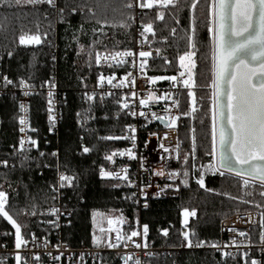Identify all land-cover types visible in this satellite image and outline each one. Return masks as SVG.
<instances>
[{
    "label": "trees",
    "instance_id": "1",
    "mask_svg": "<svg viewBox=\"0 0 264 264\" xmlns=\"http://www.w3.org/2000/svg\"><path fill=\"white\" fill-rule=\"evenodd\" d=\"M192 3L193 0H174L171 5H156L151 13L142 15L144 21L152 24L154 46L159 50L156 69H177L178 57L189 47L191 27L195 46L191 68L193 88L192 92H181L176 122L179 153L181 157L187 156V185L180 182L175 190L151 199L147 209L138 212V218L148 226L146 238L154 245L177 247L184 230L188 231L192 242L210 244L218 240L220 221L224 217L257 209L260 225L252 228V238L258 243L260 236H264L261 182L225 169L213 174L210 167V85L214 80L212 39L208 31L210 0H200L195 10L191 9ZM128 4L129 0H57L55 9L47 3L32 5L22 0L16 5L9 0L8 4L0 6V72L35 85L42 84L50 74H56L60 88L67 95L58 132L44 138L47 132L44 119L38 134V149L15 152L13 164L0 170V188L7 193L6 209L18 221L24 235L32 230H48L37 218L23 213L38 210L53 201L55 193L50 186L56 182L57 166L73 177L71 185L64 182L63 189L64 201L72 211L69 224L61 230L62 239L68 245H102L103 238H98L106 216L127 210L128 217H132L135 212L129 190L114 188V182L98 171L104 156L120 145L117 139L104 137H116L127 119L115 99L87 101L82 97L83 90L92 85L97 74L94 50L114 51L132 43V10ZM158 12L163 14V19L158 17ZM24 33L38 34L41 43L21 45L19 36ZM37 109L34 104V121ZM15 141V104L9 98H0V142L10 146L15 145ZM85 147L89 152L83 151ZM192 157L200 166L196 173L204 179L203 188L190 175ZM244 179L249 180L247 186L243 184ZM182 209L196 213L186 225L181 224ZM132 228L131 225L124 229ZM164 228L167 236L163 235ZM8 229H11L9 222L0 217V231ZM4 240L0 237V245ZM146 261L148 264L236 262L234 258L219 259L209 249L160 252ZM97 264H120L119 254L105 252Z\"/></svg>",
    "mask_w": 264,
    "mask_h": 264
},
{
    "label": "built area",
    "instance_id": "2",
    "mask_svg": "<svg viewBox=\"0 0 264 264\" xmlns=\"http://www.w3.org/2000/svg\"><path fill=\"white\" fill-rule=\"evenodd\" d=\"M146 2L147 0H129L133 5L130 8L133 26L131 45L114 51H96L93 60L97 74L92 85L82 92L83 99L87 101L115 99L122 116L127 119L122 131L116 136L122 137L117 139L120 145L104 156V163L98 171L100 175L101 169L113 173L112 176L105 178L114 182V188L129 190L137 214L133 219V228L125 232L121 222L111 220L113 221L111 224L107 222L102 245L85 243L78 246L68 245L62 239L61 230L69 224L72 211L64 201V187L59 186L60 175L66 173L57 166L56 182L50 186L55 193L53 201L38 210L24 212L27 217L37 218L43 227H48V230L41 232L32 230L25 235L22 233L27 243L17 249L15 229L9 223L11 229L0 231V237L5 238L0 245V264H17V255L21 257L19 264H97L105 252L119 254L120 264H126L125 258L129 256L131 259L127 260V264H136L137 260L140 264H148L146 260L157 253L180 249H209L219 259L234 258L235 264L246 261L251 264L253 259L264 264L262 235L258 243H254L252 238V228L260 225V213L257 209L237 211L224 217L220 221L218 240L210 244L192 242L188 231L184 230L180 235L179 246H156L143 233L144 225L138 218V212L146 210L151 199L165 195L169 190H175L183 178L176 122L179 116L180 94L183 90L192 92L193 88L192 74H188L182 68L160 70L154 67L160 54L158 48L154 46L152 31H144V26L151 23L144 21L142 15L151 13L159 3L154 4L152 8H141L140 4ZM54 8L57 9V0ZM142 51L151 55L141 57L139 53ZM117 52H131L133 55L117 56ZM97 55L100 56L99 62L96 59ZM5 77L12 83L7 84ZM101 77L104 78L103 81ZM186 80L188 87L184 85ZM21 81L24 82L23 85ZM89 96L93 99L90 100ZM0 98L11 99L16 111L15 145L5 146L0 142V162L7 161V165L0 163L1 170L13 164L15 152L38 149V134L44 119L47 130L44 138L58 132L67 95L65 90L60 88L56 74H50L42 84L35 85L26 79L14 80L7 73L0 72ZM141 100L146 103L140 104ZM125 103L128 105L127 108L123 106ZM34 104L38 107L36 121L33 118ZM21 105L24 107L21 108ZM141 112L144 115H140ZM21 119H24V124L20 123ZM170 124L172 126H169ZM21 128L24 131H21ZM21 141H24L23 150ZM31 141L36 143L33 144ZM129 151L132 153L131 158L127 155ZM120 152H125V155H119ZM113 153L116 155L112 160L106 159ZM125 169L126 171H123ZM217 169L223 168L217 163V168L212 170V173H218ZM158 172H162L163 175H157ZM173 173L176 175H170ZM53 209L58 211L53 213ZM165 228L163 230H166ZM132 231H137L140 235L128 239ZM185 233L188 234L187 239ZM110 244L116 246L110 247ZM137 244L141 246L136 247Z\"/></svg>",
    "mask_w": 264,
    "mask_h": 264
},
{
    "label": "snow or ice",
    "instance_id": "3",
    "mask_svg": "<svg viewBox=\"0 0 264 264\" xmlns=\"http://www.w3.org/2000/svg\"><path fill=\"white\" fill-rule=\"evenodd\" d=\"M16 5L21 4L22 0H12ZM27 4H40L48 3L51 6H55V0H23ZM200 0H193L191 9L195 10ZM9 0H0V6L6 5ZM159 3L161 6H168L174 3V0H147L146 3H141V8H152L154 4ZM133 5L129 3L127 7L131 8ZM61 11H63L61 9ZM209 15L212 18V27L208 28V31L212 33V59H213V87L219 92L218 99L221 101V121L222 127L219 133V143L221 147V153L219 157V164L221 168L228 169L240 176L242 174L256 177L261 182V187L264 188V167L259 169L251 163L253 159L264 160V0H211L209 9ZM160 19H163V14L160 15ZM145 32L152 31V24L144 26ZM195 29L193 28V32ZM19 43L21 45L39 44L41 43V37L38 34L29 35L24 33L19 36ZM193 47L195 45H192ZM117 56L125 55L131 56L133 53H116ZM141 57H148L151 55L149 52H140ZM194 53L187 52L180 57L181 67L184 66L183 62L186 58H190ZM97 62L100 60V56L96 57ZM218 59V63H217ZM252 64V67H249ZM258 65V71H257ZM194 66V65H193ZM143 67V63L141 64ZM246 69L247 71H241ZM183 76L184 73H181ZM7 84H11L12 81L4 78ZM103 81V77L100 78ZM175 79V77H171ZM22 85L23 81L20 82ZM111 83V80H109ZM185 87H188V81H184ZM28 93L26 92L25 95ZM51 95V93H49ZM191 96L192 93H189ZM89 99L93 97L89 96ZM146 101L141 100L140 104H145ZM128 107L127 103L123 105ZM24 106L21 105V108ZM193 107V111H195ZM140 115H144L143 112ZM51 119V118H50ZM215 120V116H213ZM21 124H24V119L20 120ZM174 123V122H173ZM169 126H172L170 124ZM21 131H24L21 128ZM134 131V129H133ZM122 137H104V139H121ZM127 138V137H123ZM213 153L216 146V132L215 124H213ZM35 144V141H31ZM24 141L20 142L21 150H23ZM163 147V145H161ZM237 147L241 149V152H237ZM85 153L89 152V149L85 147L83 149ZM167 151V149H165ZM246 153V155H243ZM256 153H259L257 156ZM211 154V153H210ZM43 155V153H41ZM53 155H56L53 153ZM116 155L113 153L106 157L108 160H112V157ZM119 155H125V152H120ZM129 157H132V153H127ZM243 155V158L241 156ZM233 158L236 159L238 165L241 167H234L232 164ZM7 165V161L0 162ZM244 165L248 167L245 169ZM211 167V165H210ZM219 169H217L218 171ZM123 171H126L123 170ZM223 175V173H220ZM113 173L105 172L101 169V176L109 177ZM119 174H117L118 176ZM157 175H163L162 172H158ZM170 175H176L175 173ZM187 175V173H185ZM126 179V177H124ZM60 187H65V181L71 185L73 177L61 174L59 177ZM187 185V181L184 182ZM200 187H204V179L200 177L197 181ZM243 184L247 186L249 184L248 179L243 180ZM264 195V191L261 192ZM7 194L4 191H0V217L6 219L12 227L15 229V247L20 249L26 245V241L23 238L21 226L17 223V220L10 215L6 210ZM53 213L57 212V209L52 210ZM35 215V212L32 213ZM185 223H187L188 216H195V210L191 212L188 209H184ZM113 221L109 220L111 224ZM143 233L146 236L148 233V226H143ZM140 235L137 231H132L128 236V239ZM163 235L167 236V230H163ZM185 239L188 238V234L185 233ZM245 235V233H240ZM264 241V236H262ZM115 247L116 245H109ZM141 245L137 244L136 247ZM189 241V247H191ZM201 246V245H197ZM38 259V257H37ZM131 257H126L127 260ZM17 264H19L21 257L16 256ZM136 264H140L137 260ZM251 264H260L257 260H251Z\"/></svg>",
    "mask_w": 264,
    "mask_h": 264
},
{
    "label": "rangeland",
    "instance_id": "4",
    "mask_svg": "<svg viewBox=\"0 0 264 264\" xmlns=\"http://www.w3.org/2000/svg\"><path fill=\"white\" fill-rule=\"evenodd\" d=\"M160 5V4H158ZM210 5H211V0H210ZM74 10V9H73ZM89 11H92L91 9ZM162 13L161 12H158L157 15L158 17L160 18V15ZM212 18L210 16V27H212ZM29 35H33V34H29ZM210 36H211V39H212V33H210ZM188 41H189V47H188V50L185 52H191L193 53V34H192V27L190 29V32H189V35H188ZM28 45H35V44H28ZM190 50V51H189ZM96 51H99V49H96L94 50V53H93V57H94V54ZM185 53H183L182 55H180L177 59V68H182L185 72H187L188 74L191 73V68L193 66V56H191L190 58H186L183 62L184 66L181 67V61H180V57L185 55ZM168 70V69H167ZM172 70V69H170ZM215 78V77H214ZM210 87L212 88V104H211V132L213 134V124H215V132H216V146H215V152L213 153L212 149H213V140H212V146H211V157H210V165H211V168L212 170H214L215 168H217V163H218V151H217V125H216V100H215V88L213 87V83H211ZM213 116H215V120H213ZM193 156V155H192ZM186 157L187 156H180V160H181V167L183 169V178L181 180V184H184V182L188 179V176H189V171L188 169L185 167V162H186ZM193 158L191 159V169H190V175L191 177H193V179L197 182L198 179L201 177L200 175H197L196 173V170H198V168L200 166H198L197 164L194 163L193 161ZM185 173H187V175H185ZM245 176V175H244ZM2 191H4L2 188H1ZM6 192V191H4ZM7 206V204H6ZM7 210V209H6ZM191 212V211H190ZM184 209L181 210L180 212V220H181V224L182 225H186L189 221V218L190 216L187 217V223H185V216H184ZM24 214V213H23ZM14 218V217H13ZM15 219V218H14ZM133 219L134 217H128V212L127 210H124L123 212L121 213H113V212H110L107 216H106V219H105V223L104 225H102L101 227V231H102V234L101 236H99L98 240L101 238H103L102 241L105 240V233H106V228H107V222L109 220H114L116 223H122L123 224V230L125 232H127L126 229H124L126 226H133ZM18 223V221H17Z\"/></svg>",
    "mask_w": 264,
    "mask_h": 264
},
{
    "label": "water",
    "instance_id": "5",
    "mask_svg": "<svg viewBox=\"0 0 264 264\" xmlns=\"http://www.w3.org/2000/svg\"><path fill=\"white\" fill-rule=\"evenodd\" d=\"M217 63H218V59H217ZM252 66H253L252 64H249V67H252ZM241 71L246 72L247 70L246 69H242ZM257 71H258V65H257ZM220 91H222V89L218 90L217 88H215L218 164H219V157H220V153H221V147H220V143H219V133H220V130H221V127H222V121H221V116H220L221 101H220V99H218V95H219ZM162 122L165 123L164 120ZM237 152H241V149L239 147H237ZM243 155H246V153H244ZM243 155L241 156V158H243ZM256 155L258 156L259 153H256ZM251 163L253 165H255L257 169H259L261 167H264V160L253 159L251 161ZM232 164H233L234 167H241V165L237 164L235 158H233ZM219 166H220V164H219ZM242 167H244L246 169L248 166L244 165ZM223 169H225V168H223ZM225 170L230 171L228 169H225ZM231 172H233V171H231ZM242 175H244V174H242ZM245 176H248V175H245ZM248 177L258 179L256 177H252V176H248Z\"/></svg>",
    "mask_w": 264,
    "mask_h": 264
},
{
    "label": "crops",
    "instance_id": "6",
    "mask_svg": "<svg viewBox=\"0 0 264 264\" xmlns=\"http://www.w3.org/2000/svg\"><path fill=\"white\" fill-rule=\"evenodd\" d=\"M133 216H134V217H137V214L134 212Z\"/></svg>",
    "mask_w": 264,
    "mask_h": 264
}]
</instances>
